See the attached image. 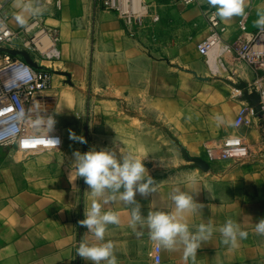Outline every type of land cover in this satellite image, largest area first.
<instances>
[{"label": "crops", "instance_id": "1", "mask_svg": "<svg viewBox=\"0 0 264 264\" xmlns=\"http://www.w3.org/2000/svg\"><path fill=\"white\" fill-rule=\"evenodd\" d=\"M144 2L148 16L132 36L115 11L95 0H60V6L57 0H0L12 28L23 26L18 15L26 23L39 16L61 34L56 59L44 62L53 69L54 128L48 134L36 128L15 145L0 147V264H93L76 254L81 240L94 239L79 223L91 204L90 188L82 177L70 179L74 153L101 148L148 153L144 163L158 193H137L145 217L149 211L170 210L172 189L191 193L190 178L197 179L195 199L202 206L186 219L193 230L211 223L214 232L194 264H264V235L255 232V223L264 219L261 119L247 116L240 122L239 110L250 103L232 97L225 74L235 59L238 21L246 16L247 29L256 30L264 0H245L243 15L222 20L227 30L207 57L197 47L210 33L206 12L215 10L207 0ZM26 5L39 14L25 13ZM247 70L251 81L255 71ZM102 109L104 115H91ZM72 133L85 142L72 139ZM231 135L246 139L250 156L209 162L206 148ZM177 138L207 167L176 164ZM103 210L119 216L120 222L108 225L105 233L115 246L117 264H156L157 254L160 264H185L182 249L158 248L146 224L132 226L131 206L117 199ZM228 220L248 232L236 247L224 244L219 232Z\"/></svg>", "mask_w": 264, "mask_h": 264}, {"label": "clouds", "instance_id": "2", "mask_svg": "<svg viewBox=\"0 0 264 264\" xmlns=\"http://www.w3.org/2000/svg\"><path fill=\"white\" fill-rule=\"evenodd\" d=\"M207 2L215 9L213 17L221 20L243 15L246 7L245 0H207ZM39 11L31 5L24 7V12L29 15H37ZM16 19L21 25L26 23L23 15H18ZM255 25L264 31V14L258 12ZM15 79L19 84H26L31 80V75L25 70L17 74ZM37 111L43 118L37 121L36 126L46 128L48 134L54 128L55 118L52 115H43V111ZM16 118H19V114ZM218 119L222 118L218 117ZM71 138L80 143L85 142L83 136L77 137L75 133L71 134ZM4 139L6 138H0V142ZM50 139L56 145L60 143L59 139ZM147 157L148 153L138 154L131 150L121 152L120 149L117 151L109 148L74 153L75 176L70 179V172L69 179L75 181L82 177L89 186L92 197L90 206L84 212V218L79 222L94 237L92 240L83 239L79 243L76 254L83 259L90 260L93 264H102V262L117 264L115 246L112 241L105 240V233L108 225L120 222L119 216L115 212L103 210L104 205L117 199L132 207V226L137 223L146 224L149 237L158 248L171 251L182 249L185 264L189 261L194 264L202 243L213 236L214 227L211 223H201L193 230L186 219V214L195 213L202 206L195 199V194L199 192V184L195 177L190 178L193 185L191 193L182 191L179 186L172 189L169 198L173 207L170 210L149 211L146 217L141 213L140 204L136 200L137 193L145 197L158 193L157 183L149 175L144 163ZM219 232L223 237V243L232 247L237 246L238 240L248 236V232L242 230L241 225L233 220L226 221L219 228ZM255 232L264 235V219L255 223ZM156 264H160L159 258L156 259Z\"/></svg>", "mask_w": 264, "mask_h": 264}, {"label": "built area", "instance_id": "3", "mask_svg": "<svg viewBox=\"0 0 264 264\" xmlns=\"http://www.w3.org/2000/svg\"><path fill=\"white\" fill-rule=\"evenodd\" d=\"M192 4L195 0H183ZM100 7L115 11L122 19L128 33L132 36L144 25L149 6L144 0H95ZM60 6V0H57ZM1 9V7H0ZM215 10H208L206 18L210 26L209 35L198 44V51L208 56L220 45L227 26L218 17ZM240 35L232 43V50L238 61L244 62L255 71V77L246 83L248 92H256L260 97L261 108L257 112L251 105H242L238 116L245 122L247 116H260V129L264 137V31L257 28L249 31L246 16L238 21ZM61 41L60 29L47 26L39 16H34L19 29H14L8 18L0 11V142L1 146H13L29 132V127H37V121L43 115H50L56 93L52 89L53 69L44 62L56 59V48ZM10 50H26L36 66L28 63L21 55ZM27 70L31 80L26 84L17 83V74ZM236 73V72H235ZM13 85H16L13 87ZM238 96L244 95L243 89H236ZM19 114V118L16 117ZM250 156V145L240 135L225 137L217 146L206 148L209 162L217 160L242 161ZM160 255H156V259Z\"/></svg>", "mask_w": 264, "mask_h": 264}, {"label": "rangeland", "instance_id": "4", "mask_svg": "<svg viewBox=\"0 0 264 264\" xmlns=\"http://www.w3.org/2000/svg\"><path fill=\"white\" fill-rule=\"evenodd\" d=\"M247 66L244 62L238 61L235 57L234 60H231V63L229 64V72L225 73L226 74V81L228 82V88L231 92V95L233 98L239 100L241 103L244 104V100H242V96L236 95V89L238 88V85L246 83V81H249L251 77L249 76V73L247 72ZM236 72V73H235ZM92 116H102L104 115L103 109L99 110L98 112L92 111L91 113ZM46 131L47 129L42 127L38 131ZM34 131V128L32 126L29 127V132ZM241 136V135H240ZM176 146H177V158H176V164H191L195 162V159H203L201 156H191L188 152V149L186 145L179 140L178 138L175 139ZM221 141L212 143L215 146L220 144ZM211 145V144H208ZM201 152H203L201 150ZM204 153V152H203ZM201 154V153H200Z\"/></svg>", "mask_w": 264, "mask_h": 264}, {"label": "water", "instance_id": "5", "mask_svg": "<svg viewBox=\"0 0 264 264\" xmlns=\"http://www.w3.org/2000/svg\"><path fill=\"white\" fill-rule=\"evenodd\" d=\"M10 52L14 55H21L28 63L32 64L33 66H36V63L33 61L30 53L26 50H10ZM239 89H243L244 90V95L242 96V100L244 101H248L250 103V105L258 112L261 108L260 105V97L256 92H248V90L246 89V83L240 84L238 85ZM195 162H197L198 164H204L205 167H207V165L202 162L201 159L196 158Z\"/></svg>", "mask_w": 264, "mask_h": 264}]
</instances>
